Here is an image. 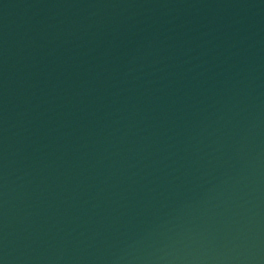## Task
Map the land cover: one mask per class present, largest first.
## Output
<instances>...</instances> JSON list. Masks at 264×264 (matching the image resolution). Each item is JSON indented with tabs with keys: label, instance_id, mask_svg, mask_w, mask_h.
Wrapping results in <instances>:
<instances>
[{
	"label": "water",
	"instance_id": "water-1",
	"mask_svg": "<svg viewBox=\"0 0 264 264\" xmlns=\"http://www.w3.org/2000/svg\"><path fill=\"white\" fill-rule=\"evenodd\" d=\"M0 264H264V0H0Z\"/></svg>",
	"mask_w": 264,
	"mask_h": 264
}]
</instances>
